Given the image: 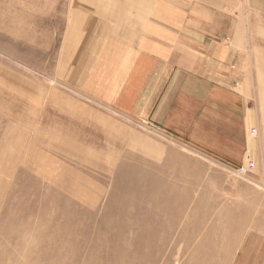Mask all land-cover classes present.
<instances>
[{"label": "rangeland", "instance_id": "1", "mask_svg": "<svg viewBox=\"0 0 264 264\" xmlns=\"http://www.w3.org/2000/svg\"><path fill=\"white\" fill-rule=\"evenodd\" d=\"M135 1L0 0V264H264V175L68 78L74 17L115 21ZM159 1L189 10L191 28L233 26L264 112V0Z\"/></svg>", "mask_w": 264, "mask_h": 264}, {"label": "crops", "instance_id": "2", "mask_svg": "<svg viewBox=\"0 0 264 264\" xmlns=\"http://www.w3.org/2000/svg\"><path fill=\"white\" fill-rule=\"evenodd\" d=\"M189 12L141 0L119 9L115 21L75 16L64 49L68 78L124 116L149 120L223 165H247L246 174L258 179L264 112L255 105L258 93L244 87L242 67L254 59L238 53L233 26L203 21L191 28Z\"/></svg>", "mask_w": 264, "mask_h": 264}, {"label": "built area", "instance_id": "3", "mask_svg": "<svg viewBox=\"0 0 264 264\" xmlns=\"http://www.w3.org/2000/svg\"><path fill=\"white\" fill-rule=\"evenodd\" d=\"M252 164H251V162H250V160H249V166H251ZM239 171H241L242 173H246V168H240L239 169Z\"/></svg>", "mask_w": 264, "mask_h": 264}]
</instances>
